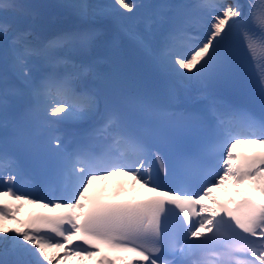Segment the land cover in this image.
I'll return each instance as SVG.
<instances>
[{"label":"snow or ice","instance_id":"1","mask_svg":"<svg viewBox=\"0 0 264 264\" xmlns=\"http://www.w3.org/2000/svg\"><path fill=\"white\" fill-rule=\"evenodd\" d=\"M20 7L13 0H0V13L5 14L0 20V44L7 45L4 52H11V74L18 82L9 86L7 74L0 73V113L5 133L10 97L23 102L22 117L42 111L49 125L86 120L95 123L85 134L86 146L68 151L59 137L53 138L57 159L51 184L54 195L48 201L15 190L17 180L23 179L18 162L0 151V179L9 185L0 191V264H53L54 260L59 264L73 257L77 264H87L104 248L135 253L139 264H264V200L257 202L255 198L256 193L264 197V154L243 157L237 164L235 153L239 144L264 145V119L239 117L221 111L215 101H210L208 111L215 124L209 138L197 152L182 155L178 161L184 178L198 181L202 191L167 190L150 201L93 204L84 211L85 193L99 175L124 172L157 191L162 186L157 182L152 159L164 176L168 175V163L152 151L123 112L107 106L101 111L96 91L84 84L92 71L90 65L56 54L69 46L90 48L97 39L96 31H79L33 44L30 32L13 30L7 21L8 10ZM71 7L87 16L92 6L80 3ZM137 7L135 0H114L107 14L123 16L134 13ZM191 7L202 10L199 19L171 22L154 58L178 81L227 79L234 71L227 52L229 41L245 28L249 18L255 19L264 32V8L258 13L257 3L249 0L246 17L238 2L205 0ZM259 38L264 41V36ZM246 39L251 49L256 38L246 33ZM137 42L152 53L144 37H137ZM0 62L6 63L2 52ZM37 62L48 70L40 71ZM261 94L264 96V77ZM143 110L156 112L150 106ZM228 180L246 186L252 194L233 207L211 208L202 203ZM57 190L59 196L55 195ZM25 205L49 212L32 211L21 219ZM61 208L65 211L52 214ZM5 221L18 227H7ZM53 249L57 251L50 256ZM165 254L171 259H163ZM96 264L114 262L100 255Z\"/></svg>","mask_w":264,"mask_h":264},{"label":"bare ground","instance_id":"2","mask_svg":"<svg viewBox=\"0 0 264 264\" xmlns=\"http://www.w3.org/2000/svg\"><path fill=\"white\" fill-rule=\"evenodd\" d=\"M234 2H238V1L232 0L231 3ZM101 3L103 5L99 11L94 12L93 14L87 16L80 15L78 10L71 6L62 7L58 11H54V10L48 11L46 13L45 19H42L41 21L35 23V28L37 30V33L36 35H34V38H29V40L33 44H42L46 42L48 39H52V38L56 39L60 35L63 36L65 34L75 33L76 30L78 31L82 29L95 30L97 33V39L90 48L81 49L78 47L69 46L57 50V52L67 51L71 57L72 62H75L77 64L86 62L85 60L86 57H93L99 54L100 47L106 42L105 40L107 35L105 34V31H107L112 25L110 22V15L107 14V8L108 6L114 4V0L110 4L105 3L104 0H101ZM30 14L33 18H36L38 16L43 17V14H41V12L39 11L31 10ZM132 18H134L133 15L128 14V19H132ZM127 21L129 22L130 20ZM130 32H131V36L128 37L126 36L125 39L131 40V39H137V37H139L135 31H130ZM146 41L149 44V46H151V44L155 40L154 38L151 37V38H147ZM127 46H128L127 44H124V46L117 48V54L121 55L120 59L119 57L117 59L120 88L122 92L133 101L137 109L143 110L144 106H150L151 104L154 85L156 84L157 81L156 75L154 74L156 63L150 59H145V57L140 55L135 50L133 51L131 50V52H127V48H128ZM4 50L5 49H2L1 52L4 54L5 58H8L6 60L7 66H4V64L2 65L0 62V73L7 74V80L9 86H12L14 84H17L18 82L15 81L14 77H12L11 67L9 66V62L11 61V58L9 57L8 51L4 52ZM37 66L40 69V71H44V69L47 68L46 66L39 64V62H37ZM159 66L162 65L159 63ZM93 74L96 76L95 79H91ZM97 79H99L98 70H92L91 73L84 80V82H86L85 85L88 82L97 81ZM204 97L205 94L202 91L200 81H194V84L192 86L187 87L186 90L180 89L178 91V104L183 105V107H185L187 100L204 98ZM21 103L22 101L15 100L10 97V103L7 111V126L9 125L8 120L11 113L13 111H16V109L20 108ZM216 106L218 109L222 108V110L223 109L225 110V108H227L224 104H222L219 101L216 102ZM207 116L214 119L211 113ZM3 122H4V117L3 114L0 113V123H2V126H0V130L4 129ZM242 145L248 146L249 144H242ZM237 147L242 148L241 145H237ZM263 147L264 145H259L257 148L263 149ZM120 173L123 175H127L124 172H120ZM129 176L133 177L131 175ZM130 177H128V179ZM230 183L232 184V181L228 180L223 185V188L225 190L229 188L226 193H223L222 195L216 193V198L214 201L215 204L211 203L210 197H205L202 202L208 205L209 207L211 206V208L212 207L216 208L217 203H223L221 197H223L224 195H230L229 205L231 206L234 200L244 195L252 194L250 189H248L246 186L244 185L232 186ZM135 187L137 189V186ZM142 190L150 192L151 188L145 187V189ZM31 197L34 198L35 196L32 195ZM52 197L48 195L47 199L51 200L53 199ZM255 198L257 199L258 202L264 200V197H260L259 193H256ZM82 203H85V200L82 201ZM37 209L38 208L35 206L25 205V209L21 213V219H26L27 214H29L32 211H36ZM0 259H3V257H0ZM73 260L74 261L72 262L70 261L71 263L69 264H77V258H73ZM96 260H97V256L89 260L87 264H96ZM54 261L53 264H57L54 263ZM113 262L114 264H129V261H127L126 258L115 259ZM44 264H47V262L45 261ZM59 264H65V263L61 262Z\"/></svg>","mask_w":264,"mask_h":264},{"label":"rangeland","instance_id":"3","mask_svg":"<svg viewBox=\"0 0 264 264\" xmlns=\"http://www.w3.org/2000/svg\"><path fill=\"white\" fill-rule=\"evenodd\" d=\"M13 2L18 4V5H21L22 7L18 8V9H14V10L9 9L8 12L6 13L7 21L11 25L13 30L30 32L31 35L29 36V38H34V35H36V33H37V30L35 28V23L38 21H41L42 19H45L46 13L48 11H51V10L58 11L62 7L76 5V4H80V3H86V4L92 6L90 11H89V15H91L94 12L99 11L103 5L101 3V0H82V1L81 0H13ZM226 2L230 3L229 1H226ZM31 10L41 12V14H43V17L38 16L36 18H33L30 14ZM4 17H5V14L0 13V20H3ZM201 32H203V29H201ZM2 49H6V45L0 44V52L2 51ZM7 59L8 58H5V61ZM1 64L2 65L4 64V66H7L5 62H1ZM193 84H194V81L185 80V90L187 89V87L192 86ZM61 115H63V114H61ZM88 121L89 120L82 121V123L86 124ZM239 145H241L243 150H248L251 148H257L259 146V145H252V144H249L248 146H245L242 144H239ZM263 149H264V147H263ZM263 149H261V150H263ZM119 174H120V172H116L113 174V176H116ZM126 177L128 179L129 175H126ZM134 183H133L134 186H137V189H135V188L134 189L137 191L138 194H142L143 193L142 189L145 188V186L142 185L141 183H138L135 178H134ZM223 185L220 188H216V189L212 190V193L209 196L212 204L215 203L214 201L216 198V193L222 195L223 193H226L228 191L229 188H227V190H225L223 188ZM231 185L233 186L236 184L234 182H232ZM5 188L6 187L0 186V191L4 190ZM41 198H43L45 201H47V198H44V197H41ZM221 198L223 199L224 197H221ZM24 209H25V206L22 208L21 213L24 211ZM57 210H60V209H57ZM21 213H20V218H21ZM4 223L6 224L7 227H10V228L18 227V225H16L15 223H13L11 221H5ZM56 251L57 250H55V249L49 250V255H52V256L55 255ZM61 255H62V253H61ZM73 258H75V257H73ZM73 258H69L66 261H60L59 263L62 262L65 264H69L72 261H74ZM54 263H57V262L54 261Z\"/></svg>","mask_w":264,"mask_h":264}]
</instances>
